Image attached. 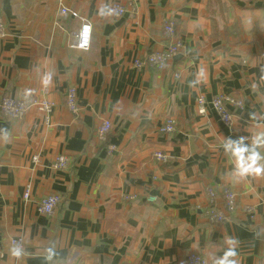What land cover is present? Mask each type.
<instances>
[{
    "label": "crops",
    "instance_id": "obj_1",
    "mask_svg": "<svg viewBox=\"0 0 264 264\" xmlns=\"http://www.w3.org/2000/svg\"><path fill=\"white\" fill-rule=\"evenodd\" d=\"M116 2L120 17L98 14ZM60 5L79 17L59 15ZM0 16V97L30 105L20 119L0 115V264H184L190 252L220 255L228 237L239 264H264V174L233 179L220 147L264 130V0H0ZM82 19L91 25L86 50L71 46ZM168 20L177 54L165 70L136 67L167 44ZM69 86L77 113L65 104ZM217 93L243 103L230 126L209 105L198 111L199 96ZM42 99L52 103L47 123L31 106ZM168 117L176 127L161 133ZM103 120L111 128L100 141ZM58 156L66 167L54 166ZM207 188L221 210L223 189L235 194L222 222L207 217ZM49 194L61 201L43 215L38 202ZM17 237L20 259L9 255Z\"/></svg>",
    "mask_w": 264,
    "mask_h": 264
},
{
    "label": "built area",
    "instance_id": "obj_2",
    "mask_svg": "<svg viewBox=\"0 0 264 264\" xmlns=\"http://www.w3.org/2000/svg\"><path fill=\"white\" fill-rule=\"evenodd\" d=\"M114 10L113 14L115 17H120L125 8L120 3H114L112 6ZM59 15L62 16H71L79 17L75 10L69 9L63 5L59 6ZM85 27L88 31L85 33ZM164 36L167 39V44L164 48L153 51L145 56V58L136 59L134 65L136 67L142 66H151L158 70H165L168 67V64L171 62L173 56L177 54L181 47V40L177 34V29L172 20H168L164 24ZM6 33L5 23L3 18L0 16V38L4 37ZM91 39V25L90 23L82 19L78 30L75 32L71 46L80 50H86L90 46ZM174 76L179 77V73L175 72ZM65 104L67 108L72 113H77L78 105L76 99V91L74 86H69L67 88ZM196 105L200 113H205L208 105L213 109L217 114L219 119L227 126H230L233 123L234 112L232 109H242L243 103L241 100H238L231 95L217 93L213 95L209 100H206L205 97L199 96L196 99ZM30 106V105H29ZM27 102L23 98H15L8 95L0 97V115L7 116L13 119H20L24 116L29 108ZM31 106H34L38 111L43 113L44 121L49 122V113L52 107V103L48 100H33ZM176 127V120L173 117L166 118L165 122L160 126L159 131L161 133H171ZM111 128V122L109 120H103L99 127L96 129V137L100 141H104L107 133ZM113 146L109 147V150ZM154 158L162 163L167 162V155L163 151H155L153 153ZM37 157L33 156V160H36ZM67 165V160L64 156H58L54 162V166L57 168H64ZM206 195L209 198L210 207L207 211V217L210 221L218 223L222 222L227 218L228 214H231L236 209L235 194L229 189L224 188L222 191V200H223V209L221 210L215 206V201L217 198V192L211 188L206 189ZM30 186L26 185L22 197L24 200L30 199ZM148 200H155L154 196H148ZM61 201V196L58 194H49L40 198L38 202L37 209L39 213L43 215H52L54 210ZM243 211L252 216V206H245ZM13 242H19L22 244V239L12 238L11 245ZM56 264H72L67 261H59ZM128 264V263H122ZM184 264H208L206 257L198 252H190L186 258Z\"/></svg>",
    "mask_w": 264,
    "mask_h": 264
},
{
    "label": "clouds",
    "instance_id": "obj_3",
    "mask_svg": "<svg viewBox=\"0 0 264 264\" xmlns=\"http://www.w3.org/2000/svg\"><path fill=\"white\" fill-rule=\"evenodd\" d=\"M98 14L101 16L115 14L110 7L104 6L98 9ZM88 29L85 27V33ZM264 72V68L261 69ZM51 82V76L46 75L42 83L47 86ZM193 81L192 83H198ZM5 138L7 134L4 133ZM224 154L229 158L231 163V177L237 181L249 176H260L264 174V130L256 131L249 137L238 136L232 138L231 136L224 137L220 145ZM226 247L220 255L209 253V264H239L237 246L238 241L234 237L225 239ZM9 255L15 259H20L24 255V248L21 243L13 242L9 248ZM53 250L47 249L45 259L51 260Z\"/></svg>",
    "mask_w": 264,
    "mask_h": 264
},
{
    "label": "trees",
    "instance_id": "obj_4",
    "mask_svg": "<svg viewBox=\"0 0 264 264\" xmlns=\"http://www.w3.org/2000/svg\"><path fill=\"white\" fill-rule=\"evenodd\" d=\"M154 68V67H153Z\"/></svg>",
    "mask_w": 264,
    "mask_h": 264
}]
</instances>
